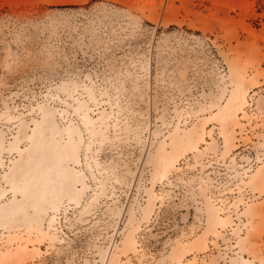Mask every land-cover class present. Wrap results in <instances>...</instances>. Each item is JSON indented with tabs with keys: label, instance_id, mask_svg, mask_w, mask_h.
Wrapping results in <instances>:
<instances>
[{
	"label": "rangeland",
	"instance_id": "rangeland-1",
	"mask_svg": "<svg viewBox=\"0 0 264 264\" xmlns=\"http://www.w3.org/2000/svg\"><path fill=\"white\" fill-rule=\"evenodd\" d=\"M0 264H264V0H0Z\"/></svg>",
	"mask_w": 264,
	"mask_h": 264
}]
</instances>
